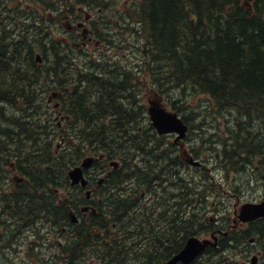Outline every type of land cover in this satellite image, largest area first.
Instances as JSON below:
<instances>
[{"label":"trees","instance_id":"trees-1","mask_svg":"<svg viewBox=\"0 0 264 264\" xmlns=\"http://www.w3.org/2000/svg\"><path fill=\"white\" fill-rule=\"evenodd\" d=\"M8 1L0 0V103L10 105L12 112L11 116L6 115L7 110L0 104V131L4 132L0 136V173L14 165L26 175L29 183L21 188L20 194L27 192L29 199L34 197L31 201H36L39 209L46 214L51 208L49 220L63 222L66 218V204L56 202V192L62 189L63 183L67 187L64 177L66 170L78 159L92 152H105L112 158L120 156L128 140L134 141L130 145L137 146L139 142L141 146L145 145L143 136H139V139L128 138V131H137V127H130V130L125 124L133 115L128 110V98L137 92L136 83L141 77L148 80L151 88L170 100L172 109L179 113L183 109L201 107L197 102H189L198 96H205L213 103L210 108L235 116L229 120L230 137L222 141L228 149L222 150L225 151L222 157L214 159L221 165L219 173L224 169L227 177L233 171L240 180L236 186H233V181H227V188L223 185L224 189L232 192L241 184L252 182L251 179L247 181L249 175L243 167L246 158L253 154L264 158V130L260 132L256 123L257 118L264 115V0H250L249 4L243 0H30L35 11L30 15L23 9L21 17L18 16L11 23L4 16V5ZM85 13L92 14V30L104 36L108 43H111L108 35L114 29L113 25L120 30L130 26V35L136 33L141 37L138 48L142 56L140 64L128 68L120 65L121 60H117V57L112 59V55L105 54H99L96 60L89 59L87 63L90 64L80 61L73 63L76 58L69 53L71 45L61 37L64 26L62 30H55L52 26ZM49 14H52L51 17ZM125 43L121 41L115 44L117 53L128 49L131 42ZM37 52L43 63L36 62ZM190 86L192 95L184 97V92L183 98H170L173 90L178 93ZM66 87L73 92L67 91ZM124 89L129 93L126 98ZM48 92L57 93L60 110L75 122L78 129L72 126V131L58 133L49 141L36 140L37 128L46 131L45 126L42 128L37 124L41 122L38 108L41 109L42 96ZM95 98L98 99L96 105L93 103ZM137 98L140 101V97ZM63 102L66 106L64 109ZM47 107L53 108L50 105ZM139 110H142L141 106ZM211 114L214 115L213 111ZM240 118L244 121L240 122ZM183 119L194 118L183 114ZM204 123V120L198 122L197 129ZM20 131L24 134L28 132V138L35 136L32 138L34 142L22 146ZM217 131L216 128L214 132ZM59 136L65 142L63 149H56ZM21 165H27L29 170H23ZM132 174L135 175V171ZM143 175L137 176L142 178ZM131 177L120 172L107 177L106 186L110 193L106 192L108 195L104 204L109 216L101 217L98 224H92L89 228L104 230L112 222H117L124 236L145 235L146 230L153 228L156 241H150V244L156 251L155 255L145 252L136 256L135 260L136 264H158L162 257L159 251H164V237L176 238V228L181 226L184 233L190 227L189 222L183 221L185 213L180 209V222L170 218L159 221L161 218L157 213L150 217L157 224L151 225L152 222L149 223L147 219L152 209L138 215V210L134 208L133 213H128L133 221L127 226L124 216L132 208L133 202L125 203V198L112 195L111 190L117 189L125 178ZM152 179L142 184H150ZM214 182V179H209L204 190L215 186ZM189 184L181 182L180 188L184 189ZM201 184L200 181L192 188L198 192ZM144 187L134 185V196L145 190L148 196L156 198L155 204H160L157 191ZM47 193L54 198L51 204L47 203ZM185 194L179 198L181 201L185 202L189 197ZM110 198L115 199L107 203ZM127 198L131 200L133 197ZM24 201L25 197L17 198L14 194L12 198L7 196L3 202L0 212L10 228H20L28 220L23 212L32 206ZM200 218L198 215L199 221ZM10 230L13 229L2 227L0 241H5ZM259 232L264 236V226ZM98 241L95 232L76 233L68 241L69 250H64L65 264H79L73 253L78 258L79 251L86 244ZM112 246L113 243L102 245L105 253L98 257L99 264H128V253L123 259L112 258L116 248Z\"/></svg>","mask_w":264,"mask_h":264},{"label":"rangeland","instance_id":"rangeland-1","mask_svg":"<svg viewBox=\"0 0 264 264\" xmlns=\"http://www.w3.org/2000/svg\"><path fill=\"white\" fill-rule=\"evenodd\" d=\"M5 7H7V9L10 10L8 12V14L5 16L8 19V21H7L8 23H11L14 19H17V17H18V10H16V8L19 9V10L25 9L24 10L25 13H28V14H30L32 12V10L35 9L34 5L31 3L30 0H12V1L10 0V1H8V2L5 3ZM51 15L52 14H49V17H51ZM82 18H83V14H82V16L78 20H82ZM57 23H59V26H57ZM57 23H55V25H53L52 28L55 29V30H60V29L62 30V22H57ZM113 27H114V29L113 30H110V33L108 35L109 36V39L111 40V43H108L106 40H104L105 39L104 36H101V37L97 38L98 35H96L93 32V34L91 36V39L92 40L90 42H87L86 45H84V46L83 45H80V46H74V45H72V48H71V51L73 52L72 55H75V58H76L73 62L74 63H75V61L76 62H78V61H80V62H87L89 59L96 60L99 57V54H105V56H111L112 55V59H116V57H117V60H121V64L120 65L125 66V67H128V68L131 67V66H133V65L138 64L137 62H140L141 61L140 58L142 57L141 54H140V52L138 51V48L141 45L139 38H141V37L138 34H136V33H134V35L131 37V35H130L131 34L130 33L131 27L130 26L128 28L123 29V30H119V28L116 27V25H113ZM75 33H77V32H75ZM19 37H20V35H18L17 38H19ZM61 37H65V35L64 34H61ZM133 37H134L135 40L133 39ZM137 39H139V40L136 41ZM121 41H124L126 43L127 42H131V43L128 44V47H127L128 49L127 50L125 49V51H121V52L117 53L116 48H115V44H118ZM143 82L144 81L142 80V83ZM191 87L192 86H190V88ZM140 88H141V90H140V93H141L140 96H141V100H143L142 97H144L146 94H145V92L143 90V87L141 86ZM190 88H186L185 90H181L178 93L173 90L169 96H170V98L176 97V99L177 98L180 99V95L182 97V95H183L184 92H185L186 97L187 96H190V94L192 93V90ZM123 94H124V96H128L129 93L124 89V93ZM137 97H138V93L134 92L133 95L129 98L130 105L128 106V110H130L129 113H133L134 114L135 121H133L132 123H125V124L127 125L128 128L133 127L134 125L135 126L141 125V126L145 127L148 130V132H149L148 133L149 134V137L148 138H150V136H151L150 129L147 126V124H146L143 116L141 115V113H139V101H138V98ZM203 98H204L203 104L204 103H207L206 100H205V96H203ZM102 100H104V99L102 98ZM93 101H94L93 103L96 105L97 102H98V99L95 98ZM126 102H127V105H128V103H129L128 102V99H126ZM5 105H4V108L7 110L6 115L9 114V116H11L10 115V112H12V107L10 105L7 106V104H5ZM204 108L206 109L208 107H204ZM123 110L125 111V108ZM138 113H139V115H138ZM56 116L57 115H55L54 118H56ZM227 116H229V114ZM204 117H205L204 114H200V115H198V120H201L202 118L204 119ZM221 120H224V119L222 117L215 116V120H214L215 122H220ZM128 121L129 120H127L126 122H128ZM206 121L209 122V123H211L212 122L211 117L206 118ZM263 121H264V115H262L260 117V119L258 117L257 118V121H256V123L258 122V129L260 130V132L262 130H264V122ZM53 124H55V123H53ZM42 125L43 124L41 123V126ZM216 126L217 125H215L213 127H216ZM3 127H6V125H3ZM57 127L59 129L64 130V131L65 130H68L67 129V126L65 127V126H62L61 125V126H57ZM208 127L209 126L206 125L205 128L208 129ZM260 127H261V129H260ZM217 129H219L218 126H217ZM48 130H52V133L46 138V135L44 134V132H42L40 129L37 128V133L38 134L36 136V140H38V139H43V140L44 139H49V138L54 137V135H57V130H54L53 127H51V129H48ZM196 132L197 131H195V130L190 131V133H188L187 138L184 140L183 143H184V145H185V147L187 149H189V146H191L190 145V142H191V140H193V138H195ZM253 135H256V134H253ZM32 138H35V136L32 137ZM31 142L30 141H23L22 142V146L23 145L31 144ZM191 147H194L196 149L198 147V143L195 142V144L193 146H191ZM15 149L18 150L16 147H15ZM200 150L206 152L204 150V146H202L200 148ZM5 151H6V153H8L9 152L8 148H6ZM201 156L204 157L205 156L204 153H202ZM252 158H253V155H252V157L250 159L249 158H246L245 164H248L249 163L248 165H251L250 160ZM170 159H172V160H170ZM201 159H197V160L201 161ZM164 163L170 169V171H172L175 168H178L179 167V165L176 163V161L171 156L169 157V159L166 156H164ZM23 166L26 167V168H29V167H27V165H23ZM190 170H191V173L185 172V173H181V175L183 177L188 178V179L193 178V179L198 180L199 179V176H200V173L199 172L195 173V170L194 169H190ZM92 173H94V171ZM250 191H251L250 197H247V198H239V200L240 201H244L245 199H258V198H260L261 195L264 193V186L263 185L262 186L255 185ZM191 197H193V195H191ZM236 199H237V197L233 196V198L231 199V202L235 201ZM31 200H33V199H31V198L30 199H27L26 203L28 205H31L32 207L28 211H25L26 210L25 209L24 212H23L24 218H26L28 220L25 221V223L19 229H18V227H16V228H13V230H10L9 233H8V235L6 236L5 241H8L9 238L14 239L16 241H12V242H14V244L12 246H11V242H10V245L7 247L8 250H4L6 256L0 254V264H10L8 259H11L17 253L16 247L17 246H20V243L23 242V241H25L26 239L35 238L36 234H35V231L34 230L37 229V227H39V224L44 223V222H47L46 221V217L47 218L50 217L49 214L51 213V208L47 210L49 212V214H46L41 209H39L40 207H39V205H38V203L36 201L33 202ZM1 204H3V202ZM207 206H208V202L206 201V202H204L203 205H201L200 207H198V208H196L194 210L197 212L199 210V208H202L203 210L206 211ZM36 207H38L37 208V209H39L38 211H37ZM211 211H212V208H210V209L207 210L206 217L207 218H211V223L213 224V223H216L217 222L216 221V215L217 214H215L214 212H211ZM223 211L224 210H221V212H223ZM0 223H1L0 224L1 227H3V228L7 227L8 229H12V228L9 227V225L6 222V220H4V219H1L0 220ZM56 226L57 227H61L58 224H56ZM206 235H207L206 233L200 234V236H206ZM256 247H260L261 252H263L264 242H262V241L261 242L256 241ZM46 251H47V249H46ZM21 257H22V255H21ZM32 259H34V257L27 258V264H30V262L33 261ZM235 260L236 261H239V258L236 257ZM13 261H14V264H25V261H23L20 258L19 255H15L13 257ZM260 264H264V256H263V258H261Z\"/></svg>","mask_w":264,"mask_h":264},{"label":"water","instance_id":"water-1","mask_svg":"<svg viewBox=\"0 0 264 264\" xmlns=\"http://www.w3.org/2000/svg\"><path fill=\"white\" fill-rule=\"evenodd\" d=\"M150 113H154L155 116L153 119H158L160 116H164L168 119V123L166 124L161 123L160 121L155 122V126L159 132L178 131L180 133L186 128L183 124H181V121L176 114L169 113L164 108H157L156 110L150 111ZM90 163V160L84 161L83 166H88ZM69 176H71L73 182H78L79 180L83 183L85 182L80 168H74L69 172ZM259 216H264V201L259 204L247 203L242 206L240 215L242 220H252ZM200 243V241L194 238L189 239L188 243L175 259H180L184 263L191 261V259L200 251V246L202 244Z\"/></svg>","mask_w":264,"mask_h":264},{"label":"flooded vegetation","instance_id":"flooded-vegetation-1","mask_svg":"<svg viewBox=\"0 0 264 264\" xmlns=\"http://www.w3.org/2000/svg\"><path fill=\"white\" fill-rule=\"evenodd\" d=\"M39 89H42L43 87H38ZM66 90L67 91H70V92H73V90H69V87H66ZM126 97V96H125ZM124 97V98H125ZM69 102V101H68ZM69 105L70 106H73V104H72V102L70 103L69 102ZM120 109V108H119ZM139 113H140V110H139ZM139 113H138V115H139ZM133 121H135V119H134V114L133 115H130V123H132ZM41 123V122H40ZM28 127H30V126H28ZM42 128H44L43 127V125L41 126ZM23 130V129H22ZM25 132H23V131H20V134H22L21 135V140H22V142L23 141H26L25 139H27L28 138V132L26 133V134H24ZM52 133V130H46V138L50 135ZM149 137V134H148V136H147V138ZM149 139V138H148ZM33 142V141H32ZM31 142V143H32ZM168 159H169V157L170 156H166ZM170 160H172V159H170ZM162 165H163V167L165 168V166H164V158H163V160H162ZM21 167H22V169L23 170H29V168H26V167H24L23 165H21ZM168 231H169V229H168ZM154 232H155V230L152 228V230H150V232H147L146 234H149V235H147L146 236V234L145 235H142L141 233L138 235V237L137 236H132V237H130L129 238V240L131 241V242H133L134 244H136L135 246H136V251H142V252H147V254L148 255H150V254H152L153 253V256L155 255V252L156 251H153V246L150 244L151 242L150 241H152V242H155L156 241V237H155V235H154ZM152 233V234H151ZM179 235H180V228H176V230H175V236H177L176 238H171V237H164V239H163V242H164V244L162 245L163 246V249H164V251H159V255H160V257H161V255H162V257H161V259H163V264H165L166 263V261L167 260H169L172 256H173V254H175V253H177L176 251L179 249V247H174V246H176V244H178V242H179V240H180V237H179ZM136 239V240H135ZM95 245H99V243L98 242H96V243H94L93 242V244L92 245H87V246H89V247H84L83 248V250H81L78 254H87V253H89L90 251H94L96 248H99V247H101L100 245H99V247H97V246H95ZM168 245H171V247L170 246H168ZM80 247H83L82 245L80 246ZM154 250H155V248H154ZM75 254V253H74ZM157 254V253H156ZM112 258H121V259H123V258H125L126 256H127V249L125 248V247H123V246H117L115 249H114V251L112 252ZM161 259H159V260H161ZM249 259V258H248ZM249 261H250V259H249ZM248 262V260L247 261H245L244 263H242V264H245V263H247ZM229 263H231V262H229ZM122 264H124V263H122ZM177 264H180V263H177Z\"/></svg>","mask_w":264,"mask_h":264},{"label":"bare ground","instance_id":"bare-ground-1","mask_svg":"<svg viewBox=\"0 0 264 264\" xmlns=\"http://www.w3.org/2000/svg\"><path fill=\"white\" fill-rule=\"evenodd\" d=\"M117 1V0H116ZM27 2V1H26ZM8 4V3H7ZM28 12V11H27ZM14 17V16H13ZM129 23V22H128ZM135 24V23H134ZM118 25V24H117ZM34 29V28H33ZM120 30V29H119ZM129 34V33H128ZM114 35V34H113ZM132 36H133V33H132ZM131 36V37H132ZM38 37V36H37ZM111 37V36H110ZM140 39V38H139ZM68 53V52H67ZM54 60V59H53ZM141 62V61H140ZM140 62H137L138 64H140ZM46 65V64H45ZM101 68V67H100ZM174 76V75H173ZM96 79V78H95ZM112 83V82H111ZM158 83V82H157ZM83 84H85L84 82H83ZM99 84V83H98ZM190 85V84H189ZM126 86V85H125ZM119 88V87H118ZM75 89V88H74ZM191 89V88H190ZM112 93V92H111ZM134 93V92H133ZM137 93V92H136ZM69 94H70V92H69ZM102 94V93H101ZM191 95V94H190ZM111 96V95H110ZM184 97H186V95H184ZM180 98H183V97H181V95H180ZM129 99V98H128ZM109 100V99H108ZM205 100H206V102L207 103H204L203 104V106L204 107H208V108H210V107H212V105H213V103L207 98V97H205ZM205 102V101H204ZM75 103V102H74ZM133 104V103H132ZM2 105H4V103L2 102ZM137 110V109H136ZM210 110L211 111H213V113H214V115L215 116H218V117H222L223 119H226L228 116V114L230 115V113L229 112H227V111H224L223 113H221L222 111L221 110H214L213 108H210ZM259 119H260V117H259ZM111 120V119H110ZM204 119L202 118L201 120H199V122H201V121H203ZM229 120H230V118H228V123H229ZM114 122V121H113ZM116 122V121H115ZM39 124H38V126H41V123L40 122H38ZM112 123V122H111ZM128 123H130V121L128 122ZM218 123L219 122H213V123H211L210 125H209V127H208V129L205 131L204 129H202V132L204 133V137L202 138V140H201V142H202V145L204 146V147H207V148H210L214 153H216V152H218V153H216V154H214V157H222L223 155H224V153H225V151H222L223 149H228V146L225 144V145H223V140H219V139H217V138H215L214 137V135L211 133V132H214V130H216V128H217V126H218ZM232 123V122H231ZM249 124V123H248ZM215 125H217L216 127H213V126H215ZM135 126V125H134ZM211 128V129H210ZM115 129H117V128H115ZM260 129H261V127H260ZM41 130V129H40ZM119 130H121V128L119 129ZM125 130V129H124ZM42 131V130H41ZM211 131V132H210ZM44 132V131H43ZM124 132V131H123ZM262 132V131H261ZM3 131H0V136H3ZM58 133H60V131H58L57 130V134ZM38 134V133H37ZM44 134H46V131L44 132ZM71 134V133H70ZM26 141H32V138H31V136H29V138H27V139H25ZM225 141H227V140H225ZM213 142V143H212ZM138 151V150H137ZM221 151V152H220ZM247 153V152H246ZM232 155V154H231ZM252 157V155L251 156H249V157H247V158H251ZM257 159V155L256 154H253V158L250 160V162H251V165H252V163H254V161ZM248 161V160H247ZM216 162H218V161H216ZM240 162H242V161H240ZM239 163V162H238ZM244 164V163H243ZM243 164H242V166H243ZM249 164V163H248ZM248 164H245L243 167H244V169L245 170H248L249 168H250V166L251 165H248ZM164 166H165V169L166 170H169L170 171V169L165 165V163H164ZM247 167V168H246ZM240 170H241V168H240ZM61 178V177H60ZM187 198V197H186ZM50 209V208H49ZM181 211V210H180ZM49 214V213H48ZM183 214V213H182ZM50 215V214H49ZM183 216V215H182ZM33 217V216H32ZM37 220V219H36ZM49 220V217L47 218L46 217V221H48ZM170 220V219H169ZM51 222H53V221H51ZM1 224V223H0ZM58 225H60V224H58ZM61 226V225H60ZM1 227V226H0ZM13 229V228H12ZM19 229V228H18ZM31 231V230H30ZM35 231V234H36V236H35V238L37 237V235H38V232H39V227H37V229H35L34 230ZM152 234V233H151ZM264 234V233H263ZM12 237V236H11ZM17 237V236H16ZM6 239V238H5ZM80 239V238H79ZM23 240V239H22ZM28 240H30V239H26L25 241H23V242H21L20 243V246H22V245H24ZM136 240V239H135ZM12 241H16V240H14V239H11V238H9V240L8 241H0V248L4 251V250H8L7 249V247L10 245V242H11V246L14 244V242H12ZM77 242V241H76ZM81 246V245H80ZM95 246H97V247H99V245H95ZM86 247H89V246H86ZM80 252V251H79ZM74 254V253H73ZM80 256L78 257V258H76V254H74L73 256H75V259H76V261L79 263V264H81L84 260H85V258H89L90 256H91V254L90 253H87V254H79Z\"/></svg>","mask_w":264,"mask_h":264}]
</instances>
